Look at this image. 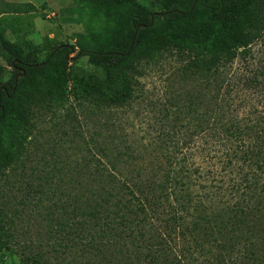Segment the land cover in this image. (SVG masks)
Segmentation results:
<instances>
[{
  "label": "trees",
  "instance_id": "1",
  "mask_svg": "<svg viewBox=\"0 0 264 264\" xmlns=\"http://www.w3.org/2000/svg\"><path fill=\"white\" fill-rule=\"evenodd\" d=\"M81 1L115 14L118 19L109 35L92 40L97 48L79 53L80 57L88 58L89 66L103 72L101 88H107V107L118 115H130L129 120L135 121L131 131L127 127L125 131V123L120 119L114 125L122 132L115 140L118 155L141 156L144 150L151 149L166 162V167L161 181L148 179L144 187L115 167L103 168L98 173L102 174L104 183L110 184L111 191H116L118 196H130V199L118 203L114 211L75 207L70 213L72 217L82 212L86 220L57 221L50 230L47 245L52 240L54 243L49 245L52 252L48 253L61 255L74 249H92L99 241L108 239L110 232H115L120 240L131 238L132 246H139L143 240L138 237L148 236L141 228L154 227L149 215L160 223L156 228L172 223L168 237L173 234L179 237L185 235L182 230L188 229L189 221L198 213L212 217L214 223L231 221L233 214L244 215L245 219L247 213H262L264 9L261 0H158L164 9L161 13L136 0ZM5 13L0 5V16ZM0 43L2 56L12 68L6 77H0V125L5 126L11 117L19 115L18 105L25 97L38 101L56 96L63 81L61 75L72 62L67 56L72 55L73 47L53 46L42 58L37 48L27 51L23 44L9 43L1 30ZM166 61L172 62L173 68L179 66L190 76L200 77V87L193 91L197 92L189 89L172 92L171 85L159 100L151 89H142L141 79L148 70ZM182 79L177 77L174 83L179 87ZM178 100L184 103L179 104ZM143 116L145 119H141ZM124 189L128 192L125 195ZM98 224L105 226L104 231L96 230ZM193 226L197 229V224ZM260 226L264 231V225ZM155 231L157 236H163L161 229ZM241 232H244V248L240 235L229 245L223 263L208 259L203 262L247 264L251 258H257L255 247L264 245L263 239L256 231ZM5 236L0 223V252L3 248L9 251L5 264H51L44 254L10 249L2 239ZM144 244L148 243L144 240ZM135 255L132 251L131 256ZM261 255L264 257V253ZM164 257L165 263L168 257L166 254ZM183 258L191 261L189 257Z\"/></svg>",
  "mask_w": 264,
  "mask_h": 264
},
{
  "label": "rangeland",
  "instance_id": "2",
  "mask_svg": "<svg viewBox=\"0 0 264 264\" xmlns=\"http://www.w3.org/2000/svg\"><path fill=\"white\" fill-rule=\"evenodd\" d=\"M136 1L155 13L164 10L158 0ZM261 2V9H264V0ZM0 5L6 10L0 16V30L9 43L23 44L27 51L37 48L42 58L51 47L61 44L76 50L70 56L74 60L61 75L63 81L55 97L38 101L25 97L18 105L19 115L11 117L7 125H0V223L6 232L2 239L10 249L44 254L51 264H207L203 262L205 259L223 263L229 245L240 235L244 248V232H241L244 229L256 231L264 241L260 226L264 225L261 217H264V210L247 213L245 219L244 215L233 214L231 221L218 223L198 213L189 221L188 229L182 230L185 235L176 237L177 234H173L170 238L172 223L156 228L160 223L149 215L154 227L141 228L148 236L147 239L138 237L143 240L139 246H132L131 238L120 240L115 232H110L112 235L108 239L99 241L92 249H74L61 255L48 253L52 252L49 245L54 240L49 245L47 241L57 221L85 219L82 212L72 217L70 213L75 207L114 211L118 203L130 199V196L123 198L116 191L112 192L99 171L115 167L126 178L144 187L148 179L161 181L166 162L147 148L141 156L118 155L115 140L122 132L114 125L120 119L125 123V131H131L135 121L129 120L132 119L130 115H118L113 108L107 107V88H101V80L105 79L103 72L89 66L88 58L79 56L82 50L98 47L92 40H102L113 31L118 21L115 14L81 0H0ZM1 50L0 43V77H6L12 68ZM171 66L172 62L166 61L154 70L149 69L141 79V88L151 89L161 100L168 86L172 85V92L177 93L184 89L193 92L200 87V77L190 76L179 66ZM177 77L183 78L179 87L174 83ZM127 193L124 189L123 194ZM240 222L243 223L240 225ZM193 224H197V229ZM104 227L98 224L96 230L102 232ZM157 229H161L162 237L157 236ZM144 240L148 243L146 246ZM132 251L135 257L131 256ZM255 251L257 258H251L247 264H264L261 255L264 245H257ZM165 254L168 261L164 263ZM8 255L7 248H3L0 264L8 261ZM184 256L191 261H184Z\"/></svg>",
  "mask_w": 264,
  "mask_h": 264
},
{
  "label": "water",
  "instance_id": "3",
  "mask_svg": "<svg viewBox=\"0 0 264 264\" xmlns=\"http://www.w3.org/2000/svg\"><path fill=\"white\" fill-rule=\"evenodd\" d=\"M75 52H76V50L74 48H71V53L73 54ZM67 60L69 61V60H74V59H72L69 56H67Z\"/></svg>",
  "mask_w": 264,
  "mask_h": 264
}]
</instances>
